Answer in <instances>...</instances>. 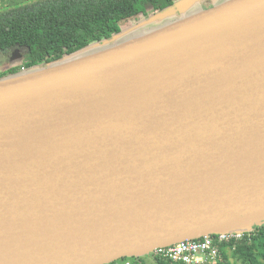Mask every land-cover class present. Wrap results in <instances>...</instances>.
<instances>
[{"label": "water", "instance_id": "1", "mask_svg": "<svg viewBox=\"0 0 264 264\" xmlns=\"http://www.w3.org/2000/svg\"><path fill=\"white\" fill-rule=\"evenodd\" d=\"M185 1L0 80V264H110L264 225V0Z\"/></svg>", "mask_w": 264, "mask_h": 264}, {"label": "trees", "instance_id": "2", "mask_svg": "<svg viewBox=\"0 0 264 264\" xmlns=\"http://www.w3.org/2000/svg\"><path fill=\"white\" fill-rule=\"evenodd\" d=\"M176 1L32 0L0 10V55L14 47L26 50L21 63L0 69V80L19 75L22 68H45L100 46L123 33L128 23L148 19ZM149 7L153 8L150 14ZM154 259L156 264H182ZM140 263L141 259L134 260V264ZM216 264H264V225L222 247Z\"/></svg>", "mask_w": 264, "mask_h": 264}, {"label": "built area", "instance_id": "3", "mask_svg": "<svg viewBox=\"0 0 264 264\" xmlns=\"http://www.w3.org/2000/svg\"><path fill=\"white\" fill-rule=\"evenodd\" d=\"M21 71H25L24 68ZM250 234L235 232L209 235L199 239L183 241L170 246L156 248L154 257L182 264H216L221 248Z\"/></svg>", "mask_w": 264, "mask_h": 264}, {"label": "rangeland", "instance_id": "4", "mask_svg": "<svg viewBox=\"0 0 264 264\" xmlns=\"http://www.w3.org/2000/svg\"><path fill=\"white\" fill-rule=\"evenodd\" d=\"M196 3H197V1L195 0V2L192 5V8H189L186 11V13H185L186 15L192 14L199 9L197 7ZM194 5H195V7H193ZM202 6H203V4L200 5V8ZM1 10H3V9H1ZM163 10H165V8L161 9L158 12H161ZM140 20H142L143 22L140 23L139 22ZM146 20L147 19L144 20L142 17L138 18L137 21H135V22L132 21V22L128 23L127 26L123 29L124 30L126 29L125 31H130L131 32L130 36L135 37V36L141 35L142 33L146 32L150 29L152 30L153 28H155L157 26V25H153V26L151 25V27L148 26ZM143 23H145V24H143ZM141 25L143 26V28H139V29L135 30L136 27H140ZM95 50L96 49H93L90 52L95 51ZM25 52H26V50L19 49L17 47H14L13 49L4 52V54L0 55V69L6 67V65H8V64L9 65H18L19 63H21L22 57H23ZM135 259H141L142 263H140V264H156L155 259H154L152 254H146V255L139 257V258H133L132 257V258H124V259L116 260L113 262V264H125V262H128L129 264H134Z\"/></svg>", "mask_w": 264, "mask_h": 264}, {"label": "flooded vegetation", "instance_id": "5", "mask_svg": "<svg viewBox=\"0 0 264 264\" xmlns=\"http://www.w3.org/2000/svg\"><path fill=\"white\" fill-rule=\"evenodd\" d=\"M178 1H181V0H178ZM178 1H176V2H178ZM197 1V7L199 8L197 11H200V10H206V9H209V8H212L213 6H215V5H217V4H220V3H222V2H224V1H226V0H196ZM176 2L174 3V4H176ZM184 4H186L187 2L184 0V2H183ZM195 4V5H196ZM201 4H203V6L200 8V5ZM195 5L193 6V7H195ZM182 6H180V8H181ZM152 9L153 8H151V7H149L148 8V10H147V13L148 14H150V13H152L151 11H152ZM178 9L176 8V9H174L173 10V12H174V16H176V19H180L181 18V15H180V11L182 10H179V12L177 11ZM197 11H195V12H197ZM156 14V13H155ZM155 14H152V15H155ZM151 15V16H152ZM184 15H186V14H184Z\"/></svg>", "mask_w": 264, "mask_h": 264}, {"label": "crops", "instance_id": "6", "mask_svg": "<svg viewBox=\"0 0 264 264\" xmlns=\"http://www.w3.org/2000/svg\"><path fill=\"white\" fill-rule=\"evenodd\" d=\"M185 5V4H184Z\"/></svg>", "mask_w": 264, "mask_h": 264}]
</instances>
